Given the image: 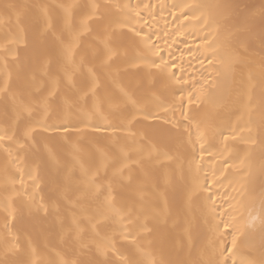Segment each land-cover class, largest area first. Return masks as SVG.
I'll use <instances>...</instances> for the list:
<instances>
[{
  "label": "snow or ice",
  "instance_id": "1",
  "mask_svg": "<svg viewBox=\"0 0 264 264\" xmlns=\"http://www.w3.org/2000/svg\"><path fill=\"white\" fill-rule=\"evenodd\" d=\"M0 264H264V0L0 3Z\"/></svg>",
  "mask_w": 264,
  "mask_h": 264
},
{
  "label": "bare ground",
  "instance_id": "2",
  "mask_svg": "<svg viewBox=\"0 0 264 264\" xmlns=\"http://www.w3.org/2000/svg\"><path fill=\"white\" fill-rule=\"evenodd\" d=\"M4 2H5V0H0V3H4ZM132 2L135 3L136 0H132ZM151 2L152 3H157V0H151ZM162 2L171 4L173 2H179V0H162ZM162 17H166V18L170 19V17H168L167 12H164L162 14ZM162 17H158V24H155L154 27H153V30L154 31L157 30L158 28H163L164 27V18H162ZM147 30L148 29L146 28L145 31H147ZM181 40H182V37H177L176 38V43L174 45H171V50L173 52H176L177 49H182L183 48V44L181 43ZM160 43H161V47L162 48H166L167 47V45H165L163 41H161ZM163 54L165 56H167V51H165ZM176 54L179 55L178 52H176ZM214 190H218L220 192H223L224 191L223 188L214 189ZM228 191L231 192V189H229ZM233 195H234V193H233Z\"/></svg>",
  "mask_w": 264,
  "mask_h": 264
}]
</instances>
